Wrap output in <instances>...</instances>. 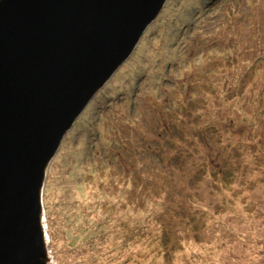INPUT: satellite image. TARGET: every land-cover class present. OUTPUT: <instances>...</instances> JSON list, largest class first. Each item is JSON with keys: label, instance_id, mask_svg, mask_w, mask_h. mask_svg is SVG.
<instances>
[{"label": "rangeland", "instance_id": "374dc122", "mask_svg": "<svg viewBox=\"0 0 264 264\" xmlns=\"http://www.w3.org/2000/svg\"><path fill=\"white\" fill-rule=\"evenodd\" d=\"M217 1L168 0L65 138L44 187L51 264H264V0ZM218 140L254 156V192L239 196L241 176L225 193L191 186V161L220 158ZM127 143L129 162L115 161ZM163 159L181 171H161ZM141 180L159 181L142 206L130 199Z\"/></svg>", "mask_w": 264, "mask_h": 264}, {"label": "water", "instance_id": "95a60500", "mask_svg": "<svg viewBox=\"0 0 264 264\" xmlns=\"http://www.w3.org/2000/svg\"><path fill=\"white\" fill-rule=\"evenodd\" d=\"M168 0H0V264H51L47 173Z\"/></svg>", "mask_w": 264, "mask_h": 264}, {"label": "trees", "instance_id": "16d2710c", "mask_svg": "<svg viewBox=\"0 0 264 264\" xmlns=\"http://www.w3.org/2000/svg\"><path fill=\"white\" fill-rule=\"evenodd\" d=\"M217 2H218L217 0H214L213 3H217ZM168 59H170V58H168ZM169 63L170 64L171 63L176 64L178 62H177V59H175V60L170 59ZM173 66L170 67V65H169V67L167 69L171 68L173 70V73H175L176 68H173ZM173 76H174L173 74H170V72H168V75H166V77L164 75H162L159 78V80L164 81V84L162 85L161 91H163L165 89V87H166L165 83L166 82L168 84H171V85L173 84V82L171 80V78ZM155 82H157L158 84L160 83L158 81H155ZM181 85H182V83H181ZM159 91H160L159 89L157 91H155L154 94L152 95V98H154V96L156 97L157 95H159L160 94ZM172 102L175 105L172 104L171 106H173L174 108L177 107V109H178L179 108L178 105L180 103H177L174 100ZM180 111L183 112V109H180ZM168 124L169 123L163 122L161 119L155 117V125L156 126L166 125L168 130L171 131L172 126H169ZM239 126H236V127H239ZM175 127H177V123L175 124ZM210 129H212V128H210ZM174 130H176V129H172V132ZM200 137L206 138L205 136H203V134H200ZM200 140L203 141V139H200ZM205 141H208V140L205 139ZM218 142L219 143L217 145H215L216 148H214V149L219 152L220 158L214 157L213 160L212 159H202L203 165L199 164L198 167L194 165L193 161H191L190 176L192 178H194V180H195V181L191 182V186H193L194 188H201V189L203 188V189H208V190H212L213 188L215 189V188L222 187L223 193H225V192H229L231 190V186L234 185L233 182L235 183L236 180H238L239 177L241 176L242 179L244 180V183H243L242 191L239 194V196L242 195V192L244 191L245 188H251V191L254 192L257 181H258V176H257L258 172L253 170L254 164L252 163V161H250V159L247 158V157H249L251 159H254V156L253 155H247L246 156V154H244V147H238L236 150V154H235L234 149H235V147H237L235 144H229V145H227L228 143L227 144H221L220 143L221 141H219V140H218ZM206 147H207V145H206ZM195 150L198 152V154H200V151L198 149H195ZM123 152H125V154H126L123 156L125 158V161L129 162L131 152L129 150V144L128 143H127V145H125V148L119 154L112 153V156H114V160L117 161L119 159V156H121L123 154ZM261 153H264V151L262 150ZM233 157H235L234 158L235 161H236V159H238V157H244L245 160L242 162V164L240 163L237 165V164L233 163L234 161L232 162ZM163 160H164V162H162V161L159 162L161 171L168 172V173L181 171L182 167L178 166V167L174 168L171 161H168L166 159H163ZM210 160H211V162H210ZM248 161L253 165L250 168H249V164H248L249 162ZM256 162L258 163V161H256ZM232 163H233V167H232V169H229L230 175L225 174L226 173L225 171L228 169V166L231 165ZM237 163H239V161ZM124 165H125V163H124ZM244 167L246 168V170ZM186 168H187V166H186ZM127 171H129V168ZM187 171H188V168H187ZM247 174H249V175H247ZM227 177H230V178H227ZM198 184H200V185H198ZM157 185H159V181L156 184H154L153 182L148 181V180L138 181L137 187L134 188L133 194L130 196V199L133 200L134 203L136 202L137 204L142 206L144 203V200H145L144 195L147 194V192L150 190V188L158 190ZM213 192H214V190H213ZM210 197H211V195L208 196V199ZM234 200H235V198L227 197L225 199V201H223V203H221V205L223 207V209H222L223 214L228 213V210L229 211L234 210L235 204H236V202ZM213 203H214V200L212 199V204ZM204 210L205 209H203L202 211H204ZM183 211H184L183 213L185 214V217H187L189 220H191L190 217L192 215V208L189 206L183 205ZM202 211H201V213H202ZM166 215H168V214H166ZM198 223H199V221L195 222L192 220L189 224L194 225V229L198 233L203 234L202 230L197 226ZM168 237H170V236H168Z\"/></svg>", "mask_w": 264, "mask_h": 264}, {"label": "bare ground", "instance_id": "6f19581e", "mask_svg": "<svg viewBox=\"0 0 264 264\" xmlns=\"http://www.w3.org/2000/svg\"><path fill=\"white\" fill-rule=\"evenodd\" d=\"M92 102H93V101H92ZM92 102H91V103H92ZM73 129H74V128H73ZM84 150H85L84 148L80 147V149H78V151H77V152H78V154H80V155H81V154H82V152H84ZM91 156L95 157L94 155H91Z\"/></svg>", "mask_w": 264, "mask_h": 264}]
</instances>
